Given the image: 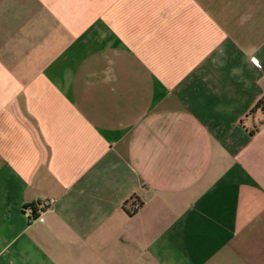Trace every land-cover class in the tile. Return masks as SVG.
<instances>
[{
    "label": "crops",
    "instance_id": "crops-1",
    "mask_svg": "<svg viewBox=\"0 0 264 264\" xmlns=\"http://www.w3.org/2000/svg\"><path fill=\"white\" fill-rule=\"evenodd\" d=\"M260 99L264 0H0V264H264Z\"/></svg>",
    "mask_w": 264,
    "mask_h": 264
},
{
    "label": "built area",
    "instance_id": "built-area-1",
    "mask_svg": "<svg viewBox=\"0 0 264 264\" xmlns=\"http://www.w3.org/2000/svg\"><path fill=\"white\" fill-rule=\"evenodd\" d=\"M139 206V202H134L131 206H130V209L131 210H134L135 208H137ZM45 207V204L44 203H40L37 205L36 207V212L35 214H33V209L31 206H27L25 207V210H27L29 212V217L30 219H35V218H40L41 215H42V212H43V209Z\"/></svg>",
    "mask_w": 264,
    "mask_h": 264
},
{
    "label": "trees",
    "instance_id": "trees-1",
    "mask_svg": "<svg viewBox=\"0 0 264 264\" xmlns=\"http://www.w3.org/2000/svg\"><path fill=\"white\" fill-rule=\"evenodd\" d=\"M255 108H260L263 111V113H264V99H260L256 103ZM27 206H31L32 209H33V214H35V212H36V203H32V204L26 205L25 207H27Z\"/></svg>",
    "mask_w": 264,
    "mask_h": 264
}]
</instances>
